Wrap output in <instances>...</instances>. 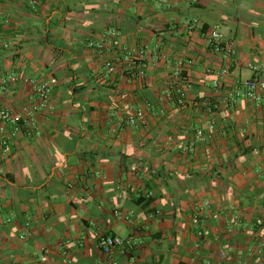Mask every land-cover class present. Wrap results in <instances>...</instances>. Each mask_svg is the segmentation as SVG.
Returning a JSON list of instances; mask_svg holds the SVG:
<instances>
[{"label": "crops", "instance_id": "crops-1", "mask_svg": "<svg viewBox=\"0 0 264 264\" xmlns=\"http://www.w3.org/2000/svg\"><path fill=\"white\" fill-rule=\"evenodd\" d=\"M109 32L99 56L88 43ZM0 41L17 77L0 110L33 101L26 79L57 80L38 132L0 147V264H102L97 233L124 240L119 264H264V94L241 87L264 81V0H0ZM131 50L149 53L144 79Z\"/></svg>", "mask_w": 264, "mask_h": 264}, {"label": "built area", "instance_id": "built-area-1", "mask_svg": "<svg viewBox=\"0 0 264 264\" xmlns=\"http://www.w3.org/2000/svg\"><path fill=\"white\" fill-rule=\"evenodd\" d=\"M33 4V1L31 2ZM199 25L197 20H193L189 23V29L192 30V26ZM114 32H109L107 35H101L97 40L90 41L88 47L94 50L99 56H104L108 51V45L110 42V37ZM209 45L213 51L216 53H222L226 56H229L233 53V49L228 45L223 36L217 31H211L209 33ZM10 49V44L4 41H0V51ZM149 53L146 50H131L124 54L121 62L128 64L130 67L129 71L132 77H137L139 79H144L146 75V67L144 62L146 61ZM156 60H162V56L158 53L155 54ZM143 63V65H142ZM189 65L193 64V61L190 60L187 62ZM184 61H179L177 63V69L181 71L184 67ZM136 69V71L134 70ZM105 69L108 76L114 75L118 70V63L114 59H107L105 62ZM227 71H224L226 73ZM16 75L14 72L7 71L0 74V91L6 92L8 94L14 95L15 91L11 88V83L16 81ZM26 82H29L33 86L34 99L30 104L22 106V110L19 113H14L8 108H1L0 110V147L5 153L10 151V146L13 143L14 139H17L20 134H27L31 136L38 132L37 128V115L52 113L54 106L52 100L53 88L57 84L55 78H50L40 83H35L33 80L26 79ZM219 84L216 83L215 87L219 88ZM242 89H245V96L255 102L261 100L260 94H264V81L259 76H254L251 79L243 81L241 83ZM178 94L183 97L185 94L181 91H178ZM240 92L236 93V97H239ZM145 113L142 109H139L131 114H129L126 123L130 126H136L138 123L143 121ZM9 127V130H7ZM215 125L210 123L209 129L213 130ZM197 136L203 140L204 131L203 129L197 130ZM209 206V203H206L202 206L201 210L204 207ZM216 219V216H214ZM195 222L198 223L199 219H195ZM234 222L237 224L239 222L238 218H234ZM258 225H262L261 221H258ZM199 237L204 236V231L200 230L198 232ZM26 238L25 235L21 237L22 240ZM98 247L102 255V264H119L116 261V253L120 247L124 245V240L116 237L110 236L103 233H97ZM227 254L222 253L221 257H225ZM47 258L43 256L42 261H46Z\"/></svg>", "mask_w": 264, "mask_h": 264}]
</instances>
